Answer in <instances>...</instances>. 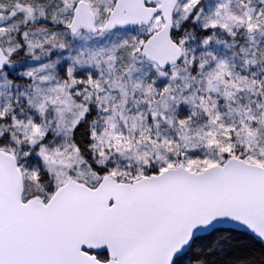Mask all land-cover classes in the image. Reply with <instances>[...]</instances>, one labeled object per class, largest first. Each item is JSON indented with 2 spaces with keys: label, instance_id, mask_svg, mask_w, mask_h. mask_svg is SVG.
<instances>
[{
  "label": "snow or ice",
  "instance_id": "snow-or-ice-1",
  "mask_svg": "<svg viewBox=\"0 0 264 264\" xmlns=\"http://www.w3.org/2000/svg\"><path fill=\"white\" fill-rule=\"evenodd\" d=\"M0 264H264V0H0Z\"/></svg>",
  "mask_w": 264,
  "mask_h": 264
}]
</instances>
